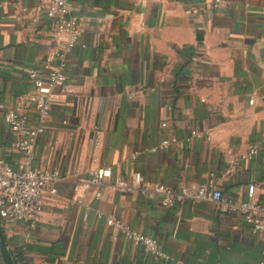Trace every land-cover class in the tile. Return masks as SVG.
<instances>
[{"label":"crops","instance_id":"obj_1","mask_svg":"<svg viewBox=\"0 0 264 264\" xmlns=\"http://www.w3.org/2000/svg\"><path fill=\"white\" fill-rule=\"evenodd\" d=\"M51 1L0 0V158L59 173L34 227L0 218L15 264H264V232L234 209L212 199L163 206L152 188L210 182L225 200H264V0H69L72 47L44 20ZM30 67L66 75L42 120ZM11 107L41 127L30 158L11 146ZM99 167L110 175L93 184ZM136 172L146 193L115 186Z\"/></svg>","mask_w":264,"mask_h":264},{"label":"built area","instance_id":"obj_2","mask_svg":"<svg viewBox=\"0 0 264 264\" xmlns=\"http://www.w3.org/2000/svg\"><path fill=\"white\" fill-rule=\"evenodd\" d=\"M222 1L213 0V7H218ZM44 20L50 23L53 31L68 32L70 34L68 46H74L78 39L79 20L71 13L69 0H52L44 9ZM82 46H84L83 43ZM25 72L28 82L35 89L37 109L42 120V117L51 110L52 88L63 85L66 75L57 68H51L46 74L40 73L35 67H30ZM4 120L13 134L12 148L30 158L33 155L36 135L41 127H28V115L20 111L18 107L7 108L4 111ZM162 125H166V122ZM168 142L167 139H163L151 147V150L167 147ZM256 153L257 148L252 145L247 156L251 157ZM109 175V167H99L90 181L93 184H99ZM58 180L59 173L56 169H43L38 166L24 168L22 164L12 167L0 158V218L5 222H24L29 227H34L45 203V191L55 193ZM115 186L120 190L128 192L139 190L142 193H146L151 188L150 183L142 178L140 172L135 173L133 183L117 179ZM152 188L160 195L163 206H172L186 199H212L222 203L225 209H234L254 232H264V200L228 201L225 200L221 190L210 182H200L179 188L164 183H155ZM254 190L255 184L250 183L248 185L249 194L252 195ZM107 222L121 229L127 238L142 244L147 252L163 259L168 258L153 236L132 229L112 216L107 219Z\"/></svg>","mask_w":264,"mask_h":264},{"label":"water","instance_id":"obj_3","mask_svg":"<svg viewBox=\"0 0 264 264\" xmlns=\"http://www.w3.org/2000/svg\"><path fill=\"white\" fill-rule=\"evenodd\" d=\"M0 249L6 261V264H15L11 256V253L9 252L8 246H7V241H6V237L3 232L2 226H1V221H0Z\"/></svg>","mask_w":264,"mask_h":264}]
</instances>
